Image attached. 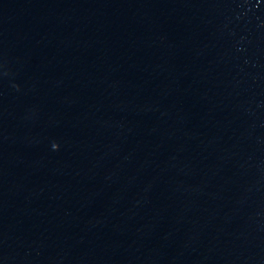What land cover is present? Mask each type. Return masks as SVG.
Segmentation results:
<instances>
[{
	"label": "water",
	"instance_id": "1",
	"mask_svg": "<svg viewBox=\"0 0 264 264\" xmlns=\"http://www.w3.org/2000/svg\"><path fill=\"white\" fill-rule=\"evenodd\" d=\"M0 264H264V0H0Z\"/></svg>",
	"mask_w": 264,
	"mask_h": 264
}]
</instances>
